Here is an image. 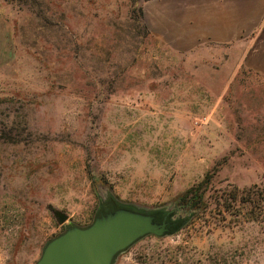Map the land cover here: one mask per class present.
<instances>
[{"label": "rangeland", "instance_id": "obj_1", "mask_svg": "<svg viewBox=\"0 0 264 264\" xmlns=\"http://www.w3.org/2000/svg\"><path fill=\"white\" fill-rule=\"evenodd\" d=\"M152 14L153 0H0V264H34L64 229L55 210L85 225L109 193L182 223L112 264H264V74L228 47L176 50ZM205 175L200 208L180 206Z\"/></svg>", "mask_w": 264, "mask_h": 264}, {"label": "crops", "instance_id": "obj_2", "mask_svg": "<svg viewBox=\"0 0 264 264\" xmlns=\"http://www.w3.org/2000/svg\"><path fill=\"white\" fill-rule=\"evenodd\" d=\"M152 31L178 51L228 47L264 74V0H153Z\"/></svg>", "mask_w": 264, "mask_h": 264}, {"label": "water", "instance_id": "obj_3", "mask_svg": "<svg viewBox=\"0 0 264 264\" xmlns=\"http://www.w3.org/2000/svg\"><path fill=\"white\" fill-rule=\"evenodd\" d=\"M109 205L100 200L92 220L85 224L65 223L68 214L55 210L64 229L48 239L34 264H112L115 256L146 234L165 235L181 222L170 220V212L142 210L120 202L111 193Z\"/></svg>", "mask_w": 264, "mask_h": 264}, {"label": "trees", "instance_id": "obj_4", "mask_svg": "<svg viewBox=\"0 0 264 264\" xmlns=\"http://www.w3.org/2000/svg\"><path fill=\"white\" fill-rule=\"evenodd\" d=\"M207 175H205L200 181H198L197 183L189 186L184 192H182L178 198L177 201L179 203L180 206H185L189 209H191L192 212H196V210H198L200 208V206L203 204L204 202V194H205V188H206V181H207ZM97 193V191H96ZM99 197V195H98ZM222 202L221 205L226 208L229 209L231 208V202H236L239 198H238V191L233 188L232 190H230L228 193H226V196L222 197V195H220V197ZM227 200H230L229 202ZM246 201H248V203H252L253 201H251V199H246ZM253 204V203H252ZM259 204V203H256ZM98 205V204H97ZM97 208V206H96ZM251 214L253 217L255 218H262L264 221V209L261 210L260 209V205H258V209H253L251 211Z\"/></svg>", "mask_w": 264, "mask_h": 264}]
</instances>
